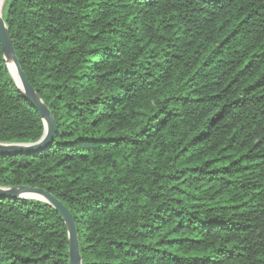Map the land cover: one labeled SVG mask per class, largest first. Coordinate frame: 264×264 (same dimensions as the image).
Wrapping results in <instances>:
<instances>
[{
	"label": "trees",
	"instance_id": "1",
	"mask_svg": "<svg viewBox=\"0 0 264 264\" xmlns=\"http://www.w3.org/2000/svg\"><path fill=\"white\" fill-rule=\"evenodd\" d=\"M57 134L0 155V187L50 192L83 264H264V0H7ZM37 108L0 41V144ZM0 264H70L62 216L0 197Z\"/></svg>",
	"mask_w": 264,
	"mask_h": 264
},
{
	"label": "water",
	"instance_id": "2",
	"mask_svg": "<svg viewBox=\"0 0 264 264\" xmlns=\"http://www.w3.org/2000/svg\"><path fill=\"white\" fill-rule=\"evenodd\" d=\"M7 3V2H6ZM5 3V7H6ZM5 10V8H4ZM0 41L5 52L7 65L9 71L19 88V90L24 94V96L37 108L39 111L43 122H44V135L36 143L29 144H0V155H15L19 153H29L36 152L44 147L51 141V139L57 134L58 128L55 119L50 111V109L45 105V103L38 96L34 88L29 83L23 68L21 66L20 60L14 49L10 32L7 27L6 21L3 16H0ZM13 63L15 68V74L11 68L10 63ZM0 197H8L11 199L19 200H35L46 203L53 207L64 219L65 224L69 233V256L70 264H83L80 240L78 236L77 226L75 218L67 209L61 201L54 197L50 192L31 187H20V188H1L0 187Z\"/></svg>",
	"mask_w": 264,
	"mask_h": 264
},
{
	"label": "bare ground",
	"instance_id": "3",
	"mask_svg": "<svg viewBox=\"0 0 264 264\" xmlns=\"http://www.w3.org/2000/svg\"><path fill=\"white\" fill-rule=\"evenodd\" d=\"M5 1L6 0H0V16H3L4 8H5ZM10 65L13 70V73L15 74V68H14L13 63L11 62Z\"/></svg>",
	"mask_w": 264,
	"mask_h": 264
},
{
	"label": "rangeland",
	"instance_id": "4",
	"mask_svg": "<svg viewBox=\"0 0 264 264\" xmlns=\"http://www.w3.org/2000/svg\"><path fill=\"white\" fill-rule=\"evenodd\" d=\"M7 2V0L5 1V3Z\"/></svg>",
	"mask_w": 264,
	"mask_h": 264
}]
</instances>
